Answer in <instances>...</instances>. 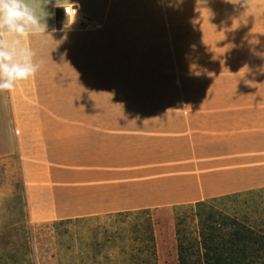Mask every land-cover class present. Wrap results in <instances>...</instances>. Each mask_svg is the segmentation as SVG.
<instances>
[{
	"label": "crops",
	"instance_id": "0c3cea01",
	"mask_svg": "<svg viewBox=\"0 0 264 264\" xmlns=\"http://www.w3.org/2000/svg\"><path fill=\"white\" fill-rule=\"evenodd\" d=\"M45 11L47 44L24 40L45 66L0 92V162L17 165L31 223L264 189V73L258 85L219 88L217 102H96L98 56L111 60L114 47L246 48L264 62V0H49ZM162 31L172 33L164 44Z\"/></svg>",
	"mask_w": 264,
	"mask_h": 264
},
{
	"label": "rangeland",
	"instance_id": "374dc122",
	"mask_svg": "<svg viewBox=\"0 0 264 264\" xmlns=\"http://www.w3.org/2000/svg\"><path fill=\"white\" fill-rule=\"evenodd\" d=\"M169 34L161 32L163 44L172 38ZM174 35L179 39L195 34L178 31ZM123 50L121 54L114 47L112 55L106 56L108 61L98 56L97 103L217 102L219 88L258 85L256 72L264 73V62H249L246 48L161 45L124 46ZM240 194L208 207L239 221L264 222V189ZM195 205L139 216L140 222L151 220L157 264H179L177 228L182 225L189 234H198L200 209ZM127 224L124 218L108 216L31 223L17 165L0 162V264H122L124 243L114 237L119 238L117 233L123 234Z\"/></svg>",
	"mask_w": 264,
	"mask_h": 264
},
{
	"label": "trees",
	"instance_id": "16d2710c",
	"mask_svg": "<svg viewBox=\"0 0 264 264\" xmlns=\"http://www.w3.org/2000/svg\"><path fill=\"white\" fill-rule=\"evenodd\" d=\"M239 196L242 194L195 205L200 209L198 234H189L182 225L177 228L179 264H264V222L251 224L249 221H239L210 209V203ZM148 212H127L108 216L124 218V223L128 221L122 230L123 234L117 233L119 238L114 237L124 243L120 247L122 264H157L151 220L147 217L140 222L139 217L148 215ZM131 218L134 221H129Z\"/></svg>",
	"mask_w": 264,
	"mask_h": 264
},
{
	"label": "clouds",
	"instance_id": "9594fccd",
	"mask_svg": "<svg viewBox=\"0 0 264 264\" xmlns=\"http://www.w3.org/2000/svg\"><path fill=\"white\" fill-rule=\"evenodd\" d=\"M244 2L248 4V0ZM48 3L49 0H40L37 9L28 0H0V92L15 91L20 82L35 78L45 66L46 60L39 51L24 40L32 36L40 40L41 46L47 44L42 38L47 36ZM57 6L63 7L58 3ZM74 22L69 17V23ZM6 35L10 39H5Z\"/></svg>",
	"mask_w": 264,
	"mask_h": 264
},
{
	"label": "built area",
	"instance_id": "2783aa9c",
	"mask_svg": "<svg viewBox=\"0 0 264 264\" xmlns=\"http://www.w3.org/2000/svg\"><path fill=\"white\" fill-rule=\"evenodd\" d=\"M64 14L68 17H76L79 13L78 10L72 6L64 8Z\"/></svg>",
	"mask_w": 264,
	"mask_h": 264
}]
</instances>
